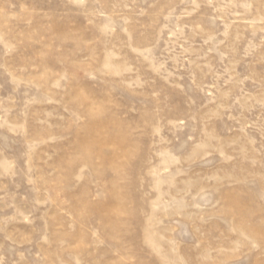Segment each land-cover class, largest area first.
<instances>
[{
	"label": "rangeland",
	"instance_id": "374dc122",
	"mask_svg": "<svg viewBox=\"0 0 264 264\" xmlns=\"http://www.w3.org/2000/svg\"><path fill=\"white\" fill-rule=\"evenodd\" d=\"M0 264H264V0H0Z\"/></svg>",
	"mask_w": 264,
	"mask_h": 264
}]
</instances>
